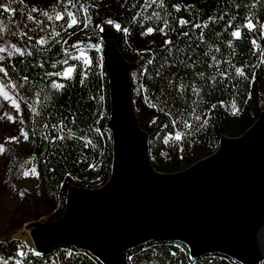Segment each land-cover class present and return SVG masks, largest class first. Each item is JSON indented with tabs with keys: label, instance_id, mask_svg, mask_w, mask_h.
<instances>
[{
	"label": "trees",
	"instance_id": "trees-1",
	"mask_svg": "<svg viewBox=\"0 0 264 264\" xmlns=\"http://www.w3.org/2000/svg\"><path fill=\"white\" fill-rule=\"evenodd\" d=\"M72 3L76 6L67 0L68 9L87 35L58 32L25 1L15 0L9 12L0 7V20L10 18L19 25L31 15L34 19L30 21L37 26L33 39L12 36V45L23 54L0 61L7 73L0 72V82L23 111L28 134L24 151L37 173L35 189L24 195L21 203L35 211L44 204L52 212L50 222L62 217L71 187L98 189L111 174L109 81L104 42L94 31L97 26L111 20L113 25L128 29L127 33L115 29L109 34L123 58L133 65V110L148 135L149 161L157 173L175 174L211 156L222 137H240L264 109V0H163L162 6L158 0L147 10L141 7L144 0ZM0 4L6 7L9 0H0ZM138 12L141 15L137 16ZM153 12H158L159 18L152 16ZM86 16H91L87 27ZM180 20L188 23L181 25ZM249 21L255 25L252 30L246 27ZM147 28L154 31L143 34ZM56 31L59 35L51 34ZM235 31L241 33L239 38L233 37ZM40 39L46 43H36ZM80 48L89 50L91 63L87 66L76 59ZM68 67L74 68L70 79L56 75ZM237 68L243 76L237 74ZM53 81L64 87L53 89ZM173 119L178 121L175 126ZM184 121L192 127L186 128ZM177 131L184 133L182 140L165 143V138ZM61 135L65 139H59ZM19 249L13 242L0 244L2 262L102 264L72 247H56L39 255L27 251L23 257L17 256ZM124 264L241 263L220 254L191 257L180 242H149L127 251Z\"/></svg>",
	"mask_w": 264,
	"mask_h": 264
},
{
	"label": "water",
	"instance_id": "water-1",
	"mask_svg": "<svg viewBox=\"0 0 264 264\" xmlns=\"http://www.w3.org/2000/svg\"><path fill=\"white\" fill-rule=\"evenodd\" d=\"M102 40L113 141L110 178L98 189L71 187L60 219L27 225L34 254L72 247L102 264H124L131 249L180 242L194 258L220 254L241 264H264V109L240 137H222L211 156L175 174L157 173L148 135L133 110V65L110 34Z\"/></svg>",
	"mask_w": 264,
	"mask_h": 264
},
{
	"label": "rangeland",
	"instance_id": "rangeland-1",
	"mask_svg": "<svg viewBox=\"0 0 264 264\" xmlns=\"http://www.w3.org/2000/svg\"><path fill=\"white\" fill-rule=\"evenodd\" d=\"M23 1L32 8L37 9L40 15L60 30L58 32H64L66 36L72 35L74 32L87 35L86 31L78 24L73 25L71 28L68 27L70 18L67 16V11H69L67 0ZM45 12L48 13V16L44 15ZM57 12L61 13L64 18L56 20L54 17ZM49 16L53 18L49 19ZM5 18L0 20L4 23L3 31H0V47L6 49L4 52H0V57L4 59L7 56L22 53V50L20 52L12 51V36L17 35L22 38L29 39L31 37L33 39L38 34L37 26L29 19L19 22L18 25L15 20ZM101 28L103 31L100 30ZM115 29L113 24L105 23L101 27L95 28L94 31L103 39L105 34L109 35V32ZM58 32H51V34ZM10 51H12L11 55L9 54ZM88 52L89 50L86 48L78 49L77 57L82 63L85 59L90 61ZM0 85L3 84L0 82ZM3 86L5 91L15 99L10 90L5 85ZM9 115L12 120L8 119ZM21 129L26 132L25 116L22 109L19 107V111H17L12 106L11 101H6L0 96V145H3L5 149L0 154V244L13 242L20 248L18 252L23 251L26 254L27 251H32L26 243L27 232H29L28 229L26 230L27 225L30 223H50L52 212L44 204H40L38 210L35 211L34 209L24 208L21 203V198L35 189L37 182V175H32L30 171L35 166L30 162L24 151L26 140L21 135ZM13 137H16L17 140L13 141L11 139ZM25 172H29V175L25 176ZM18 252L17 256H20ZM0 262H2L1 258Z\"/></svg>",
	"mask_w": 264,
	"mask_h": 264
},
{
	"label": "snow or ice",
	"instance_id": "snow-or-ice-1",
	"mask_svg": "<svg viewBox=\"0 0 264 264\" xmlns=\"http://www.w3.org/2000/svg\"><path fill=\"white\" fill-rule=\"evenodd\" d=\"M13 2H15V0H9V4H8V6L5 7L3 4H0V7L3 8V11H4V12H9V11L11 10V4H12ZM21 2H23V0H21ZM157 2H158V0H144V4L141 5V7H143L145 10H147V8L151 7L153 4H157ZM68 3L71 4L72 7H75V6H76L74 3H72V0H68ZM159 4H160V6H162V5H163V0H159ZM80 7H81V10H83V11L87 14V11H88L87 8H85L83 4H81ZM133 7H135V5H133ZM32 11L35 12V11H37V9L33 8ZM176 11H180V9H179L178 6H176ZM44 15H45V16H48V13L45 12ZM139 15H141V13L138 12V13H137V16H139ZM67 16L70 18V23L68 24V27H69V28H71L73 25H75V24L78 23V21H77L75 15L73 14V12H71V11H67ZM152 16H155V17L159 18V13H158V12H153V13H152ZM28 18H29V20L34 19L31 15H29ZM52 18H53V17L49 16V19H52ZM54 18H55L56 20H61V19L64 18V16H63L61 13L57 12V13L55 14V17H54ZM148 18L150 19L151 17H148ZM133 19H135V17H133ZM90 20H91V16H86L85 27H87V23H88V21H90ZM107 23H109V24H113V21L109 20V21H107ZM187 23H188V22L185 21V20H180V24H181V25H185V24H187ZM97 27H99V26H97ZM114 27H115L118 31L123 30L125 33L128 32V29H127V28L121 29V26H120L119 24H114ZM165 27H168V23H167V21H165ZM196 27H200V25H196ZM246 27H247L249 30H252V29L255 27V25H254L251 21H249V22L246 24ZM3 28H4V23H3V21H0V31H3ZM100 30L103 31L102 28H101ZM153 31H154L153 28H147L146 32L143 33V34H151ZM160 31L163 32L164 29L161 28ZM57 35H59V33H57ZM184 35L187 36L188 33L185 32ZM240 36H241V33H240L239 31H235V32H233V37H234V38H239ZM29 39H31V37H29ZM36 43H38V44H44V43H46V41H45L44 39H40V40L36 41ZM166 43H171V42H170V41H166ZM253 43H255V41H253ZM5 50H6V49H5L4 47H0V52H4ZM12 51H14V52H20V49L15 48V47L13 46V50H12ZM12 51H10V53H9L10 55L12 54ZM21 54H23V53H21ZM3 59H4L3 57H0V60H3ZM76 59H79V57H76ZM213 59H215V58H213ZM261 62L264 63V61H261ZM63 63L67 64V60H64ZM90 63H91V62H90L89 60H87V59L84 60V64H85L86 66L89 65ZM149 63H151V61H149ZM53 66L55 67V65H53ZM73 71H74V68H73V67H68V68H66V69L64 70L63 73H56V75H59V76H61V77L64 78V79H70L71 76H72ZM0 72H4V74L7 75V73L5 72L4 68H2V67H0ZM236 72H237L238 75H241V76L244 75L243 71H242L240 68H237V69H236ZM158 74H159V73H158ZM50 75H51V74H50ZM200 75H203V73H201ZM27 79H28V78L25 76V77H24V80H27ZM169 84H171V81H169ZM12 87L15 88V87H19V86H18V85H13ZM63 87H64L63 84L56 83L55 81L52 82V88L55 89V90H60V89H62ZM181 87H183V86H181ZM193 91H194V92H197V94H199L197 89L194 88ZM0 96H2L3 99L6 100V101H11L12 106H14V107L17 109V111H19V107H20L19 104L16 102L15 99H13V98L8 94L7 91H5V87H4L3 85H0ZM233 108L235 109V105H233ZM8 119H9V120H12V117L9 115V116H8ZM195 119H196V120H200V117H199V116H196ZM206 122H207V121H205V123H206ZM21 123H23V121H21ZM177 123H178V121L175 120V119H173V121H172L173 126H175ZM184 126H185L186 128H191V127H192V125H191L188 121H184ZM45 127H47V125H45ZM54 127H55V126H54ZM63 127H64V126L61 125V129H60L61 131H63ZM165 127H167V126H165ZM21 135L24 137L25 140L28 139V134H27L26 132H24L23 129H21ZM71 135H72V133H71V131L69 130V137H68V138H71ZM183 136H184V133L177 131L174 135H169L168 137H166V138H165V143H168L169 140L180 141V140H182ZM46 138H47V137H46ZM58 138L61 139V140H63V139H65V136L61 135V136L58 137ZM11 139H12L13 141L17 140L16 137H13V138H11ZM87 143L90 144L91 141H88ZM85 146H87V144H86ZM4 151H5V149H4L3 145H0V154H2ZM30 171H31V174H32V175H36V174H37L35 168L31 169ZM24 175H25V176L29 175V172H25ZM35 254H36V255H39V253H35ZM19 255H20L21 257H23V256L25 255V253H24V252H20ZM69 255H71V253H69ZM130 259H131V258H130ZM0 264H7V262H6V261H3V262H0ZM16 264H21V262H20V261H16Z\"/></svg>",
	"mask_w": 264,
	"mask_h": 264
},
{
	"label": "bare ground",
	"instance_id": "bare-ground-1",
	"mask_svg": "<svg viewBox=\"0 0 264 264\" xmlns=\"http://www.w3.org/2000/svg\"><path fill=\"white\" fill-rule=\"evenodd\" d=\"M105 36H106V34H105ZM26 243H27V245H28V247H29L30 249H33V243H32L31 237H30V235H29V232H27ZM20 252H23V251H19L18 254H19Z\"/></svg>",
	"mask_w": 264,
	"mask_h": 264
}]
</instances>
